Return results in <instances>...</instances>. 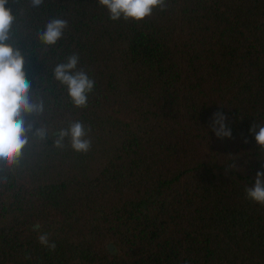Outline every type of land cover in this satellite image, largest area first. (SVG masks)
<instances>
[{
    "label": "trees",
    "instance_id": "1",
    "mask_svg": "<svg viewBox=\"0 0 264 264\" xmlns=\"http://www.w3.org/2000/svg\"><path fill=\"white\" fill-rule=\"evenodd\" d=\"M50 18L69 27L26 56L34 87L33 74L49 81L36 126L82 120L92 148L33 137L0 164V264H264V205L245 191L264 171L249 131L264 124V0H168L138 22L111 20L98 0H20L22 32ZM73 51L96 81L87 109L51 76ZM221 108L231 139L208 129Z\"/></svg>",
    "mask_w": 264,
    "mask_h": 264
},
{
    "label": "clouds",
    "instance_id": "2",
    "mask_svg": "<svg viewBox=\"0 0 264 264\" xmlns=\"http://www.w3.org/2000/svg\"><path fill=\"white\" fill-rule=\"evenodd\" d=\"M10 2L19 4L15 14L8 6ZM98 3L107 9L109 18L113 21L123 19L138 22L151 16L154 9L163 11L168 7V0H98ZM43 4L44 0H30L34 9H39ZM19 11L20 0H0V164L9 167L17 164L33 137L41 140L52 138L55 147L60 149L65 147L67 139L72 151L87 154L92 148V128L82 120L70 119L65 121V127L55 129L43 124L36 126L38 118L45 112L43 86L49 81L46 74L43 77L33 74V80L40 85L34 87L25 71L26 56L36 50L33 42L43 52L55 48L65 37L68 21L50 18L33 36L20 30L17 23ZM24 39L28 42L27 51L20 47ZM50 71L52 79L66 89L74 108L89 107L96 81L88 70L81 67L78 52L67 54L51 65ZM208 129L221 140L231 139L233 136L229 117L222 108L212 114ZM249 131L255 135L259 147L264 148V124L254 122ZM229 167L234 169L236 165L231 164ZM245 191L249 200L264 205V171L257 172L254 186H247ZM34 230L37 231L42 246L53 251L56 249L57 245L50 239L49 233L41 232L39 225Z\"/></svg>",
    "mask_w": 264,
    "mask_h": 264
}]
</instances>
